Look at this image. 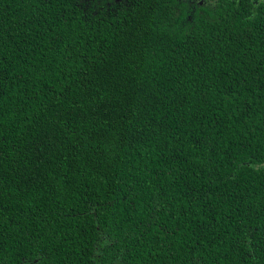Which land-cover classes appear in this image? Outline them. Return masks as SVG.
<instances>
[{"label":"trees","instance_id":"trees-1","mask_svg":"<svg viewBox=\"0 0 264 264\" xmlns=\"http://www.w3.org/2000/svg\"><path fill=\"white\" fill-rule=\"evenodd\" d=\"M0 264H264V0H0Z\"/></svg>","mask_w":264,"mask_h":264}]
</instances>
